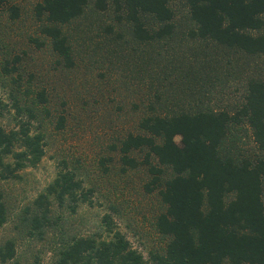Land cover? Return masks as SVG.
Segmentation results:
<instances>
[{"label": "rangeland", "instance_id": "1", "mask_svg": "<svg viewBox=\"0 0 264 264\" xmlns=\"http://www.w3.org/2000/svg\"><path fill=\"white\" fill-rule=\"evenodd\" d=\"M113 1L105 0L103 12L92 2L83 17L63 27L70 65L42 34L43 24L33 13L36 0H6L0 6V127L18 130L29 123L31 133L44 136L40 162L20 171L17 179L0 184L7 211L0 248L7 242L13 246V257L0 259V264H53L61 240L100 235V221L106 214L144 259L162 252L168 237L159 233L156 221L166 206L157 190L150 191L152 176L142 165L123 170L109 146L137 131L149 105L157 109L168 105L156 103L155 94L179 98L184 109L232 111L242 101L246 81L264 80V54L247 55L200 41L198 45L132 42L129 25L116 19L123 15L115 11ZM9 5L18 8L15 20L9 16ZM170 8L178 41L195 25L183 0L172 1ZM107 25L114 30L112 35L105 32ZM260 32L264 33V26ZM6 62L15 69L12 78H20L18 88L9 86L1 72ZM39 91H44L47 102L34 105V119L23 105L20 112L13 108L14 95H27L31 101ZM60 117L63 127L57 128ZM222 150L235 158L260 154L245 124L229 128ZM143 155L132 154L137 161ZM151 162L163 170L162 182L173 176L154 157ZM64 166L91 191L90 202L80 204L76 213L52 204L49 223L34 230L32 216L38 213L34 201Z\"/></svg>", "mask_w": 264, "mask_h": 264}, {"label": "trees", "instance_id": "2", "mask_svg": "<svg viewBox=\"0 0 264 264\" xmlns=\"http://www.w3.org/2000/svg\"><path fill=\"white\" fill-rule=\"evenodd\" d=\"M174 0H114L121 22L129 25L131 41L139 45H218L247 55L264 54V0H183L195 27L183 39H174ZM93 8L103 12L105 0H36L33 13L42 22L41 32L54 52L71 64L70 48L63 27L73 23ZM6 0H0V6ZM11 19L19 17L16 6L9 5ZM149 21H148V20ZM106 33L114 30L107 25ZM119 40L120 33L115 34ZM1 72L9 86L19 87L13 79L14 67L2 65ZM13 108L22 106L30 119L34 105L45 104L44 91L29 101L27 95H14ZM21 100L25 102H21ZM156 103L168 104L150 111L138 121L137 131L111 144L123 170L146 166L152 176L150 191L157 190L165 212L157 217L159 233L168 237L162 252L149 253L148 259L133 249L124 235L116 230L109 215L101 218V234L70 236L61 240L53 264H264V80L249 79L240 105L232 110H209L181 107L179 98L155 94ZM0 106H2L0 100ZM245 124L260 154L254 158L237 157L222 150L231 126ZM63 127V118L57 128ZM176 138L179 140L176 141ZM144 152L142 161L132 156ZM44 156V136L31 133L30 124L18 130L0 127V184L15 180L19 172L35 167ZM169 167L173 176L161 181ZM76 174L66 166L34 201L38 213L32 216L34 230L49 223L52 204L76 213L80 204L90 202ZM7 211L0 189V229ZM103 234V235H102ZM13 257V246L0 248V259Z\"/></svg>", "mask_w": 264, "mask_h": 264}]
</instances>
